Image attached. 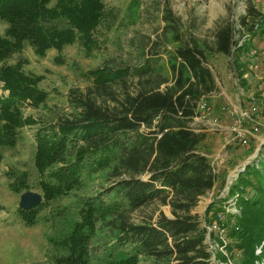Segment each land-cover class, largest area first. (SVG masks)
Listing matches in <instances>:
<instances>
[{
    "label": "trees",
    "instance_id": "trees-1",
    "mask_svg": "<svg viewBox=\"0 0 264 264\" xmlns=\"http://www.w3.org/2000/svg\"><path fill=\"white\" fill-rule=\"evenodd\" d=\"M103 15L102 0H0V19L7 23L0 37V60L20 51L25 41L38 56L74 42L90 52L98 47L94 31ZM262 17L249 3L239 32L254 36ZM61 18L66 26L56 25ZM160 18L164 40L171 34L170 48L156 38L143 43L138 64L88 70L92 87L74 91L71 111L34 132V165L44 201L18 209L25 225L36 223L45 202L79 187L83 172L109 168L114 178L84 200L68 234L49 238L66 250L51 264H88L89 243L99 226L113 234L116 253H108L106 264H139L140 257L152 258L151 264H213V255L227 263L224 255L210 249L208 236L235 260L230 264H264V145L256 162L238 173L228 195L213 200L203 220L192 213L216 181L210 159L200 150L206 133L192 126L200 115L199 102L210 107L217 90L207 53L233 56L243 83L239 58L245 45H239L230 24L216 30L210 46L193 33H182L179 18L166 4ZM131 78L136 81L130 86ZM39 80L18 65L0 66V148L14 147L20 128L41 122L24 114L25 108H38L47 99ZM116 83L119 90L113 88ZM230 197L239 215L231 226L216 221L228 227L225 237L230 241L223 245L208 226ZM154 201L169 205L172 217L160 211L155 218L130 220V213Z\"/></svg>",
    "mask_w": 264,
    "mask_h": 264
},
{
    "label": "rangeland",
    "instance_id": "rangeland-1",
    "mask_svg": "<svg viewBox=\"0 0 264 264\" xmlns=\"http://www.w3.org/2000/svg\"><path fill=\"white\" fill-rule=\"evenodd\" d=\"M102 1L104 15L94 31L98 47L92 51L74 42L60 50L49 48L44 56H38L25 41L20 51L0 60V66L18 65L26 74L39 75L38 86L48 93L46 101L38 108L24 109L25 115H32L41 122L20 128L14 147L0 148V264H51L57 256L65 255L66 250L52 245L49 238L61 239L68 234L78 219L84 200L113 183L109 168L89 169L83 172L79 187L44 203L34 225H25L19 216V201L23 192L42 194L40 175L34 165L35 130L42 123L55 121L71 111L70 95L74 91L86 92L92 87L91 79L86 76L88 70L106 64L115 67L138 64L143 43L156 38H161L170 48L174 44L171 34L165 40L161 35L164 23L160 17L165 4L179 18L182 33H193L213 46L216 30L230 24L235 30V39L246 48L239 58L244 70L243 83L236 74L233 56L207 53V65L213 73L217 90L212 95L215 99L210 107L199 102L200 115L194 118L192 126L196 131L206 133L200 150L210 159L216 181L213 188L199 198L192 213L203 220L213 200L228 195L229 186L238 173L247 164L256 162L264 145V0ZM249 3L263 15L254 36L248 31L239 32L240 18L246 13ZM56 25L66 26V19L57 20ZM6 28V21L0 19V37L5 35ZM135 81L131 78L128 83L131 86ZM120 87V83L113 85L116 90ZM233 199L230 197L226 201L228 205L216 219L212 216L214 224L208 226L209 231H215L222 239L223 245L230 241L225 237L228 229L225 227L234 224L239 215ZM160 211L172 216L169 205L154 201L130 213V220L138 222L150 216L155 218ZM217 220L225 227L219 226ZM208 242L210 249L219 251L228 259L226 263L215 260L213 255V264L235 261L218 246L216 240H209L208 236ZM112 248V232L99 226L89 243L88 264H106ZM151 263L152 258L140 257L139 264Z\"/></svg>",
    "mask_w": 264,
    "mask_h": 264
},
{
    "label": "water",
    "instance_id": "water-1",
    "mask_svg": "<svg viewBox=\"0 0 264 264\" xmlns=\"http://www.w3.org/2000/svg\"><path fill=\"white\" fill-rule=\"evenodd\" d=\"M42 201V194L35 191L23 192L20 196L19 208L28 210ZM172 217V216H168Z\"/></svg>",
    "mask_w": 264,
    "mask_h": 264
},
{
    "label": "built area",
    "instance_id": "built-area-1",
    "mask_svg": "<svg viewBox=\"0 0 264 264\" xmlns=\"http://www.w3.org/2000/svg\"><path fill=\"white\" fill-rule=\"evenodd\" d=\"M201 105H202L201 107H203V106H204L203 104H201ZM199 106H200V105H198V108H199ZM204 107H205V106H204Z\"/></svg>",
    "mask_w": 264,
    "mask_h": 264
}]
</instances>
